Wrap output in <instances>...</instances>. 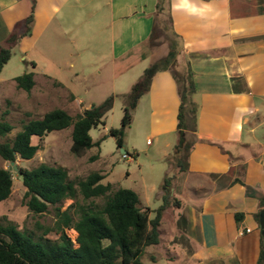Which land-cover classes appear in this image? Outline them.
I'll return each mask as SVG.
<instances>
[{"label": "crops", "instance_id": "0c3cea01", "mask_svg": "<svg viewBox=\"0 0 264 264\" xmlns=\"http://www.w3.org/2000/svg\"><path fill=\"white\" fill-rule=\"evenodd\" d=\"M32 11L31 31L23 34L27 27L17 25ZM165 15L180 49L175 63L189 66L195 92L184 129L188 167H177L173 179L169 149L180 141L181 98L170 69L155 74L134 111L132 122H143L147 141L158 142L172 179L169 191L162 185L158 193L166 202L158 244L167 241L170 260L186 264H264V0H0V48L18 33L14 45L34 63L35 85L37 59L51 60L50 49L63 51L74 66L72 59L90 57L94 79L115 81L157 60L152 47L160 43L151 36ZM136 79L127 78L125 89ZM83 85L86 98L67 92L79 112L97 103L92 85Z\"/></svg>", "mask_w": 264, "mask_h": 264}, {"label": "trees", "instance_id": "16d2710c", "mask_svg": "<svg viewBox=\"0 0 264 264\" xmlns=\"http://www.w3.org/2000/svg\"><path fill=\"white\" fill-rule=\"evenodd\" d=\"M33 22L32 11L24 19L27 28L23 34L30 33ZM158 32L163 33L162 27H155L152 40L157 38ZM19 38L17 33H12L8 38V46L0 48V74L10 60L12 47ZM170 46L167 56L147 67L131 90L124 95L126 99L122 124L109 130V134L116 138L119 149L125 147L126 129L133 121L140 98L149 91L155 74L170 69L175 64L180 49L176 40ZM179 72L175 76L181 98L178 126L179 129H187L185 118L189 106L193 105L195 85L188 65L184 73ZM15 81L19 88L29 92L35 85L34 72H25L17 76ZM114 102L115 95H111L75 116L63 108H54L40 118L23 121L13 139L6 137L14 129V125L4 117L0 118V156L8 162L16 161L17 158L32 159L39 150V144L33 142L34 137L42 138L50 132L69 127H72L71 149L74 153L80 154L86 149L99 146L101 140L94 141L90 130L105 123V117L113 109ZM183 151L187 157V143L177 149L176 163L181 170L188 167L186 157L184 159L182 156ZM126 153L129 152L126 150ZM97 157L95 155L94 158ZM19 169L18 173L26 187L24 204L36 214L46 212L50 206H54L57 222L47 228L44 234L56 231L60 235L57 240L45 239L20 228L14 222H0V264H143L145 249L160 242V225L166 202L156 210L155 217L151 218L152 209L142 204L134 189H114L111 182H102L105 176L99 171H93L76 183L69 178L67 168L61 165L42 162L32 168L19 166ZM170 179L169 176L165 177V192L169 191ZM13 182L12 168L0 167V202L11 195ZM80 195L83 203L78 200ZM98 197L106 198L102 205L89 201ZM67 199H74L75 202L62 210V203ZM67 228L78 232V245L74 244L66 232ZM262 261L264 244L260 253V262Z\"/></svg>", "mask_w": 264, "mask_h": 264}, {"label": "rangeland", "instance_id": "374dc122", "mask_svg": "<svg viewBox=\"0 0 264 264\" xmlns=\"http://www.w3.org/2000/svg\"><path fill=\"white\" fill-rule=\"evenodd\" d=\"M168 20L167 15L162 18L160 26L163 29V33L158 32L156 38L160 44L152 47L153 53L157 56V60H161L167 56L171 48L170 45L175 41V36L171 31V24ZM25 27L26 24L24 22L17 25L19 31ZM4 30V22L0 17V32ZM1 41L3 45H6L3 35H1ZM43 50L45 49L43 48ZM59 50L53 51L50 49V52L47 51L50 54L48 58L51 59H47V62L44 58L37 59L39 60V65L36 69L39 72L36 78L37 84L28 92L17 86L15 78L27 70L34 71L33 64L22 51L19 44L13 45L12 56L4 65L0 74V118L4 117L14 125V129L6 138L13 139L21 129L23 121L27 122L29 119L40 118L54 108H66L74 116L83 113L84 111L79 112L78 110H74L68 102L70 99L68 93L70 92H73L77 98L87 97L83 84L92 85L90 86L89 92L94 91L96 104H99L111 95H115L114 107L105 117V123H100L90 130L94 141L101 140L99 146L86 149L80 154L74 153L71 149L72 127H69L64 130L50 132L42 138L34 137L33 142L39 144V150L36 155L29 160L17 158V165L26 168L35 167L42 162L54 166L61 165L67 168L69 178L76 183L85 179L93 171H99L105 176L102 182L108 183L112 180L111 183L114 189L119 187L137 188L140 192L139 196L142 204L152 209L150 216L154 218L156 210L163 204V200L158 198L159 190L164 184L165 177L170 175L167 174L169 165L165 158L161 156V151L156 147L158 142L152 137L151 142L147 141L148 137L143 130V122L139 123L138 120L132 122L126 129L124 145L130 154H134L135 150L136 153L133 155V160L128 161L122 157L123 153L118 149L116 138L109 134L110 128H118L122 124L123 107L126 99L124 95L131 90V88L129 90L125 89L128 87L126 79L137 77V81L144 73V70L152 63L144 68L143 66H139L136 68V71L129 74L126 73L125 76L115 81L109 77H102L99 80L94 79L90 75L96 67V65L94 66L92 64L94 61H92V58H83L81 61L72 59L75 62L74 66L72 62H64L67 57L63 54V51L59 52ZM25 57L28 61H25ZM170 70L174 76H177L180 73L179 71L183 72L185 70V64L180 62L175 63L171 66ZM83 73L86 75L89 74L88 80L83 79ZM41 74H48L57 80L50 81ZM113 82H115V90L112 89ZM101 95L106 96L104 99H100ZM187 120L186 114V125ZM190 126L192 127L193 124H190ZM175 139L178 140V137L175 136ZM191 139L192 137L189 136V141ZM177 144L169 149L171 154L170 159L172 158L171 164L173 167L175 166L171 170L172 179L177 175L176 173L178 171L176 163ZM95 155H98V157L94 158ZM182 156L185 159V151H183ZM0 167L10 168L11 163L0 156ZM12 171L14 178L12 193L6 200L0 202V222L8 223L11 221L22 229L34 232L37 236L41 235L45 239L57 240L60 234L56 231H50L44 234L47 228L54 226L57 222L58 216L56 215L55 207L50 206L48 211L38 214L29 210L23 202L26 187L23 185L20 174L13 169ZM127 171L131 173L128 177L126 176ZM172 179H170V183ZM140 188H142L141 191ZM144 188H146L149 194V200L146 197ZM78 200L79 202H84L81 195ZM91 200L102 205L106 198L98 197L90 199L89 201ZM73 202H75L74 199L65 200L62 203L61 209H66ZM184 218L185 216L179 219V223L177 224L179 229L185 225V222L182 223ZM66 232L74 244L78 245L76 242L78 232L73 228H67ZM166 245L167 241H163L160 244L148 246L142 255L143 264H186L182 257H177L174 259L175 261H171V251ZM153 260L156 261L154 262Z\"/></svg>", "mask_w": 264, "mask_h": 264}, {"label": "water", "instance_id": "95a60500", "mask_svg": "<svg viewBox=\"0 0 264 264\" xmlns=\"http://www.w3.org/2000/svg\"><path fill=\"white\" fill-rule=\"evenodd\" d=\"M91 108H93V106H91ZM184 133H185L184 129H181L180 130V141H179L177 147H182L183 146L184 141H185ZM120 150H121V153H126V149H125L124 146H122L120 148ZM10 163H11V167L10 168H12L14 171L20 172L19 166L17 165L16 161H11ZM261 228H262V232H263V235H264V210L261 213Z\"/></svg>", "mask_w": 264, "mask_h": 264}, {"label": "built area", "instance_id": "2783aa9c", "mask_svg": "<svg viewBox=\"0 0 264 264\" xmlns=\"http://www.w3.org/2000/svg\"><path fill=\"white\" fill-rule=\"evenodd\" d=\"M122 157L127 160H133V156L129 153H123Z\"/></svg>", "mask_w": 264, "mask_h": 264}]
</instances>
